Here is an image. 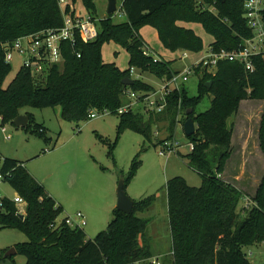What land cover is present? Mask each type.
<instances>
[{"label": "trees", "instance_id": "16d2710c", "mask_svg": "<svg viewBox=\"0 0 264 264\" xmlns=\"http://www.w3.org/2000/svg\"><path fill=\"white\" fill-rule=\"evenodd\" d=\"M127 16L124 23H114L112 14L98 20L99 33L91 42L79 36L75 42L63 43L64 62L53 64L39 75L20 68L16 77L6 86L12 65L6 62L3 44L16 38L47 28H60L64 17L58 0H0V121L13 124L26 107H60L61 116L71 122L90 119L92 112L109 111L119 116L118 133L131 129L144 136L147 142L161 145L174 138L178 124L193 118L196 132L187 136L194 148L186 155L189 165L202 176L200 187L191 186L182 176L166 183L168 213L172 237V252L162 264H254L245 248L264 241V176L253 197L254 205H241L244 193L233 183L222 178L233 154V125L235 115L245 99L264 100V60L254 58L256 69L248 71L237 61H221L214 72L197 67L199 93L190 96L184 86L167 97V106L161 112H145L143 105L129 112L119 113L125 103L126 90L147 93L155 86L131 75L135 67L140 73L149 72L160 79L175 72L173 61L155 60L143 54L146 41L140 29L151 25L158 31L165 48L198 53L204 50V41L192 28L180 22L203 25L214 41V51L235 50L245 39L253 36L244 17V0H122ZM79 0H72L74 6ZM84 8L95 17V0H81ZM210 6L216 8L210 10ZM67 11H71L68 7ZM76 11H72L74 15ZM114 41L129 53V67L122 70L114 62H105L102 48ZM125 77L134 83L123 84ZM211 82L210 86L207 83ZM206 95H211L210 107L202 112L197 107ZM190 112V113H189ZM27 131L46 136L43 125L31 126ZM164 123L165 136L156 135ZM158 130V129H157ZM159 131V130H158ZM162 133V134H163ZM260 148L264 152V114L259 133ZM125 179V185L136 170ZM2 172L5 180L27 202L26 215L17 214L15 204L4 201L0 211L3 228L22 231L28 241L15 246L17 253L26 257V264H152L154 257L146 235L149 220L137 215L146 211L153 196L135 201L131 214L115 208L108 227L94 238H87L83 228L64 222L53 227L63 213L55 201L29 172L26 163L4 157ZM0 254V263L14 261V255Z\"/></svg>", "mask_w": 264, "mask_h": 264}, {"label": "rangeland", "instance_id": "374dc122", "mask_svg": "<svg viewBox=\"0 0 264 264\" xmlns=\"http://www.w3.org/2000/svg\"><path fill=\"white\" fill-rule=\"evenodd\" d=\"M117 1L120 6L122 0ZM95 3L97 20L108 17L109 0H95ZM77 8L82 14L88 13L81 0L77 3ZM111 18L114 23L127 21L124 10L113 13ZM188 25H192L193 30L202 37L204 47H207L213 36L200 23L190 22ZM145 26L155 32V27ZM144 34L152 41L148 46L153 51V56H161L157 52L159 49L163 50L159 46L161 41H154L152 32ZM184 52L185 50L180 49L165 56L173 59L172 66L175 70H182L196 63L204 51L190 52L188 58L182 57ZM102 54L105 62H114L122 70L129 67V53L114 41L103 45ZM11 65L12 71L6 79V86L18 74L22 66L21 58L14 55ZM38 77L42 80L41 75ZM141 77L156 88H160L163 83L162 79L149 72L141 73ZM198 85L199 76L191 74L185 83L190 96L198 95ZM211 100L212 96L206 95L197 111L207 110ZM127 102L128 98L125 97L124 104ZM21 112L32 116L33 129L36 125H43L48 138L11 123L4 125L3 131L0 121V152L4 156L25 162L31 175L44 185L55 201L63 205L64 211L57 222L60 223L67 216L74 218L76 213L82 212L87 220L83 227L87 238H94L105 230L113 219V210L117 207L119 181L130 176L136 161L135 173L125 185V192L134 201L148 196L154 197L151 206L146 211L137 212V215L149 220L146 235L151 251L163 254L160 258L164 259L165 253L172 250L167 181L175 176H182L191 186L202 185V176L189 165L186 157L191 150L184 125L178 124L175 130L174 138L181 144L177 151H166L162 155L161 145L155 146V136L151 143L142 134L131 129L119 134L120 119L116 114L98 115L96 118L76 123L65 120L61 116L60 107L28 106ZM263 114V99H245L241 102L239 111L229 119V124L234 129L233 154L227 163L224 177L230 180L233 175L242 173L243 190L250 193L251 197L256 193L264 176V152L259 142ZM164 126V123L158 128L154 126V133L158 129L160 136H165ZM1 193L9 198H14L17 194L8 182L2 183ZM26 241L28 237L22 231L3 228L0 224V254ZM245 252L254 264H264V241L246 247ZM0 264H26V257L17 253L14 261L7 260Z\"/></svg>", "mask_w": 264, "mask_h": 264}, {"label": "built area", "instance_id": "2783aa9c", "mask_svg": "<svg viewBox=\"0 0 264 264\" xmlns=\"http://www.w3.org/2000/svg\"><path fill=\"white\" fill-rule=\"evenodd\" d=\"M58 3L63 13L64 25L60 28H47L22 35L12 43L3 44L7 63L11 64L14 55H18L22 60L21 67L40 75L45 72L47 67L64 62L63 43L67 41L74 43L78 36L84 42H91L97 38L99 29L96 17L89 12L82 14L78 10L77 5H73L72 0H58ZM68 7L71 8L69 12L67 11ZM118 10H123V1L120 6L118 5L116 12ZM210 10L215 11L216 8L210 6ZM72 11H76V13L73 15ZM244 17L249 27L253 30V36L245 39L243 46L235 50L222 49L220 51H214L209 47L206 55L198 62L182 70H175L171 77L162 79L163 83L160 88L147 93L126 90L125 96L128 98V102L119 109V113L129 112L139 104L143 105L147 113L163 111L167 106V97L174 90L181 91L197 67L206 69L208 72H214L221 61H237L244 64L248 71L253 72L256 69L254 58L261 56L264 60V0H244ZM143 54L153 56V51L150 50L147 44L143 47ZM153 57L155 60L161 59L159 56ZM182 57L188 58L189 51H185ZM130 73L137 79L142 78L141 73L135 67L130 69ZM104 114H109V111H104L103 113L94 111L90 114V118H96L98 115ZM3 131H5L4 126ZM156 135H160L158 130ZM180 145L175 138L166 140L161 144L160 153L163 155L166 151H177ZM189 146L190 150L194 148V144L191 142ZM3 162L4 156L0 152V211L4 209V201L7 199L15 204L17 214L25 217L26 200L18 193L14 198H9L1 193V185L6 182L5 174L2 172ZM243 202L244 206L247 207L254 205L253 200L249 196H244ZM62 222L74 228H83L87 224L82 212L76 213L74 218L67 216L60 223ZM60 223L57 222L52 226L56 227ZM149 261L152 264H162V261L155 257Z\"/></svg>", "mask_w": 264, "mask_h": 264}, {"label": "water", "instance_id": "95a60500", "mask_svg": "<svg viewBox=\"0 0 264 264\" xmlns=\"http://www.w3.org/2000/svg\"><path fill=\"white\" fill-rule=\"evenodd\" d=\"M220 2H224L225 0H217ZM117 0H109L108 4V13L113 14L116 12L118 5ZM123 84L125 85H132L134 83L133 79L131 77H125L123 79ZM211 82L207 83V86H210ZM190 113V112H189ZM30 122V117L27 114H20L18 115L15 120L13 121V124L17 127H27ZM184 131L187 136L193 135L196 132V125L193 118H189L184 123ZM117 209L120 211H123L127 214H131L134 210L135 201L128 196V194L125 192V180L122 178L119 181L118 188H117ZM20 217L23 219L24 216L20 215ZM17 254V249L15 247L9 249L6 253V257H11L13 255Z\"/></svg>", "mask_w": 264, "mask_h": 264}, {"label": "crops", "instance_id": "0c3cea01", "mask_svg": "<svg viewBox=\"0 0 264 264\" xmlns=\"http://www.w3.org/2000/svg\"><path fill=\"white\" fill-rule=\"evenodd\" d=\"M180 24L181 25H183V26H185V27H189V28H192V25H188V23H186V22H180ZM147 28H149V26H145V27H143V28H141L140 29V34H141V36L143 37V39L146 41V44L147 45H151L152 43V41H150L149 40V38H148V36L147 35H145L144 34V32H149L150 34H151V32L153 33L152 34V36H153V38H154V41H159L160 40V38H159V34H158V32L156 31V29H155V32L154 31H152V29L150 30V29H147ZM193 29V28H192ZM157 41V42H158ZM214 41V38L209 42V45L207 46V47H204V52L201 54V56H200V58L197 60V62L201 59V58H203L205 55H206V53H207V51H208V49H209V47H210V44L212 43ZM160 44V43H159ZM159 46H161L162 48H163V50L161 49H159V50H157V52H158V54L159 55H161L162 56V58L163 59H166V60H171V61H173V59H169V58H167V57H165V56H169L170 55V53H171V50H169V49H167V48H165L164 47V45L162 44V42H161V44L159 45ZM190 53V52H189ZM161 56H159V57H161ZM23 114H25V113H23ZM2 155H3V153H2ZM4 156V155H3ZM5 157V156H4ZM6 157H8V156H6ZM11 158V157H10ZM15 159V158H14ZM18 160V159H17ZM226 173H227V171H225L224 172V174H222V178H224L225 180H227L225 177H224V175H226ZM244 177H243V174L242 173H237L236 175H233V177H231V179L230 180H227L228 182H231V183H233L235 186H237L239 189H241L242 190V192L244 193V196H247V195H249L250 193H248V192H245L243 189V179ZM258 183H260L259 181H258ZM240 186H242V188L240 187ZM255 189V188H254ZM253 191H255V190H253ZM253 191H249V192H253ZM48 193H49V191H48ZM50 194V193H49ZM251 194H253V193H251ZM111 201H112V199H111ZM62 207H63V205L61 204V203H59ZM243 205H244V202H243ZM170 231H171V228H170ZM172 238V237H171ZM171 253H172V250L170 251V252H168V253H165L166 255V257L167 258H169V256H171ZM153 255H154V257L155 258H159L161 261H162V259L160 258V257H163V254H155V253H153ZM162 255V256H161ZM169 255V256H168Z\"/></svg>", "mask_w": 264, "mask_h": 264}]
</instances>
